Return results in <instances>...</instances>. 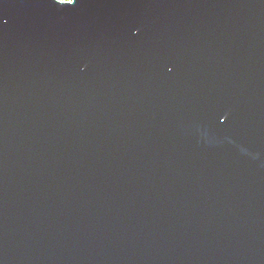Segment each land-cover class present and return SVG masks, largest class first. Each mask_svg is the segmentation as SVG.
Instances as JSON below:
<instances>
[{
	"label": "water",
	"instance_id": "water-1",
	"mask_svg": "<svg viewBox=\"0 0 264 264\" xmlns=\"http://www.w3.org/2000/svg\"><path fill=\"white\" fill-rule=\"evenodd\" d=\"M0 264H264V0H0Z\"/></svg>",
	"mask_w": 264,
	"mask_h": 264
},
{
	"label": "rangeland",
	"instance_id": "rangeland-1",
	"mask_svg": "<svg viewBox=\"0 0 264 264\" xmlns=\"http://www.w3.org/2000/svg\"><path fill=\"white\" fill-rule=\"evenodd\" d=\"M62 1H70V0H62Z\"/></svg>",
	"mask_w": 264,
	"mask_h": 264
}]
</instances>
